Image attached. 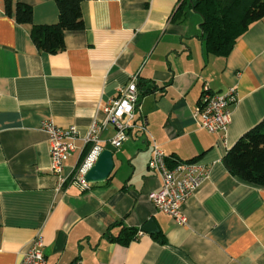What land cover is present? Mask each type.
<instances>
[{
	"label": "crops",
	"instance_id": "0c3cea01",
	"mask_svg": "<svg viewBox=\"0 0 264 264\" xmlns=\"http://www.w3.org/2000/svg\"><path fill=\"white\" fill-rule=\"evenodd\" d=\"M10 1L12 14L0 0V264H23L39 235L47 264H264V187L223 163L264 119V17L229 55L217 56L206 52L198 13L186 4L188 13L176 15L183 0H85L84 28L67 31L65 49L48 54L14 14L18 3L29 4L34 24L57 23L55 0ZM134 77L133 122L145 130L131 129L115 148L109 125L100 139L113 151L110 177L87 189L60 186L42 122L77 127L63 173L73 176L90 148L85 138L93 121L103 120L105 106ZM205 84L215 92L237 90L225 136L201 126ZM153 142L171 161L197 160L207 171L182 204L186 225L151 199L161 184L149 167ZM150 220L155 229L142 231ZM124 228L143 234L124 244L116 240Z\"/></svg>",
	"mask_w": 264,
	"mask_h": 264
},
{
	"label": "built area",
	"instance_id": "2783aa9c",
	"mask_svg": "<svg viewBox=\"0 0 264 264\" xmlns=\"http://www.w3.org/2000/svg\"><path fill=\"white\" fill-rule=\"evenodd\" d=\"M238 100L237 90L231 87L227 92H215L208 84L204 85L203 93L197 107L201 126L211 133H220L225 136L232 121L231 105ZM139 101V89L136 77L121 90L119 97L108 102L104 108L103 120L95 119L85 138L90 148L85 156L79 160L73 176H63L64 162L75 150L74 140L78 136L76 126L61 128L53 120L42 122V129L49 135L50 153L52 159L51 172L58 176L60 186L70 182L83 189L90 187L86 175L98 160L105 146L101 143L100 134L109 126L115 127L114 136L110 143L119 148L128 139V132L139 127L145 130L144 125L134 123L135 108ZM149 167L160 177V187L151 194L155 208L159 212L170 215L179 225L187 224V217L182 211V204L189 199L203 183L207 171L197 160L179 161L170 166L164 150L153 142V153ZM140 231L138 235H142ZM44 239L36 236L27 248L23 264H47L43 253ZM82 264V263H79Z\"/></svg>",
	"mask_w": 264,
	"mask_h": 264
},
{
	"label": "trees",
	"instance_id": "16d2710c",
	"mask_svg": "<svg viewBox=\"0 0 264 264\" xmlns=\"http://www.w3.org/2000/svg\"><path fill=\"white\" fill-rule=\"evenodd\" d=\"M84 1L55 0L59 20L54 24H34L33 7L29 4L18 3L14 15L17 22L31 25V35L39 49L48 54H56L65 49L67 31L84 28ZM6 4L7 12L12 14L11 1L7 0ZM186 4L188 9L195 11L202 18L201 37L206 52L210 55H229L249 26L264 17V0H183L176 15L188 13L183 7ZM87 152L88 148L84 153ZM224 159L233 175L247 183L264 187V119L238 139ZM168 162L170 166L176 163L170 159ZM122 232L116 240L128 244L137 237L139 230L124 228ZM155 235L161 243H167L164 234Z\"/></svg>",
	"mask_w": 264,
	"mask_h": 264
},
{
	"label": "water",
	"instance_id": "95a60500",
	"mask_svg": "<svg viewBox=\"0 0 264 264\" xmlns=\"http://www.w3.org/2000/svg\"><path fill=\"white\" fill-rule=\"evenodd\" d=\"M224 165L230 170V166L226 160L223 161ZM115 161L113 158V151L110 149H104L96 163L93 167L88 171L86 175V179L90 183H98L107 180L113 169H114ZM144 232H151L155 229V224L153 220L148 221V223L141 228Z\"/></svg>",
	"mask_w": 264,
	"mask_h": 264
},
{
	"label": "rangeland",
	"instance_id": "374dc122",
	"mask_svg": "<svg viewBox=\"0 0 264 264\" xmlns=\"http://www.w3.org/2000/svg\"><path fill=\"white\" fill-rule=\"evenodd\" d=\"M195 16L198 17V18H201V16L199 14H195L194 13V18H195Z\"/></svg>",
	"mask_w": 264,
	"mask_h": 264
}]
</instances>
